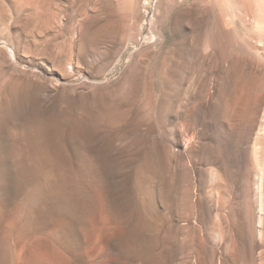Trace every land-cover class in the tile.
Segmentation results:
<instances>
[{
  "label": "rangeland",
  "instance_id": "rangeland-1",
  "mask_svg": "<svg viewBox=\"0 0 264 264\" xmlns=\"http://www.w3.org/2000/svg\"><path fill=\"white\" fill-rule=\"evenodd\" d=\"M247 84L238 141L220 127L246 121L217 109ZM261 135L264 0H0V264H264Z\"/></svg>",
  "mask_w": 264,
  "mask_h": 264
},
{
  "label": "bare ground",
  "instance_id": "bare-ground-1",
  "mask_svg": "<svg viewBox=\"0 0 264 264\" xmlns=\"http://www.w3.org/2000/svg\"><path fill=\"white\" fill-rule=\"evenodd\" d=\"M130 78H132V77L130 76ZM252 90H253V88L247 84L246 87H244V90L241 91V93H238V92L235 93L233 91V94L229 95L226 100L219 101L217 114H219L220 116H222V115L226 116L227 118L231 117V116H235V117L238 116L239 118L244 119V121H246V127L239 129L237 131H234L232 128L228 129L225 126H221L220 130H222V133H224V135L227 134V135H229V137H231L236 132L235 136H236V139L238 141H241L243 138L245 139L246 136L247 137L249 136L248 134L250 133V130L252 129V124L254 123L253 121H254L256 115L258 114V110H259L260 104L262 102L261 95L252 91ZM261 91H262V89H261ZM245 134H246V136H245ZM260 137H261L260 138V144L264 145V143H263L264 137H262V135ZM224 142L225 141L221 142L222 144H221L218 151H216V152L206 151V152H204V154H202L203 155L202 161H203V164L205 166L213 165V164L217 163L218 161H222V160L226 164V162H227V144ZM22 151H23V147L21 148V152ZM20 155H21V153H20ZM257 156H258V159H257L258 164L262 165L261 161H263L262 159L264 157V147L259 148V150L257 151ZM17 162L19 163L18 164L19 170L20 171L23 170L22 169L23 167L21 165V161L18 159ZM62 165H63V163H62ZM62 165H58V164L57 165H47L46 167H44L45 170H48V169L50 170L49 173L47 174V179H46L47 182L50 184V192H48V194H49V197H51V195H52L55 200H58V198H60L61 200L68 201L69 198H71V196H72L74 178L70 175L69 172H67L62 167ZM245 173H246L245 176H243V181H244L243 183H244V189H245L244 196H243L245 199L244 200L245 201L244 202V208H243V216L245 217L244 220H246V224H247L246 233H245L247 235V243H246L247 246L246 247L248 250L247 252H249L250 254H253L255 246H256L255 240H254L255 226H257V228H259V229L260 228L262 229L263 222L261 219H259V221L255 222L256 224H254V220L256 219L255 218V210H254V207L252 206V204L250 203V198L252 195H251V191L249 188V185H250L249 183H250V180L252 177H251L250 173L248 172V170L245 171ZM262 180L263 179H261V181H260V179H259V181L256 183L257 191H260L262 189L264 190V182H263L264 180L263 181ZM260 207H261V210H264V204H262V202H261ZM241 214H242V212H241ZM117 242L122 243L123 238H118V239L114 240L113 243H117ZM24 250L25 249L22 248V250L19 251L18 260L22 259V254H23ZM33 251L37 252L39 250L34 248ZM214 252H215V249H214ZM208 255L214 256L213 251L212 250L208 251Z\"/></svg>",
  "mask_w": 264,
  "mask_h": 264
}]
</instances>
